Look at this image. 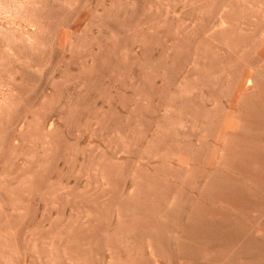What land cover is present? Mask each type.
<instances>
[{
  "label": "rangeland",
  "instance_id": "rangeland-1",
  "mask_svg": "<svg viewBox=\"0 0 264 264\" xmlns=\"http://www.w3.org/2000/svg\"><path fill=\"white\" fill-rule=\"evenodd\" d=\"M260 69L264 0H0V264H204L176 239L200 206L246 217L203 187L259 190L232 163L264 148Z\"/></svg>",
  "mask_w": 264,
  "mask_h": 264
},
{
  "label": "bare ground",
  "instance_id": "bare-ground-1",
  "mask_svg": "<svg viewBox=\"0 0 264 264\" xmlns=\"http://www.w3.org/2000/svg\"><path fill=\"white\" fill-rule=\"evenodd\" d=\"M263 70L256 71L253 76L258 83L257 86L259 85L261 92L264 93ZM249 96H243L238 100V106L240 105L244 113L240 125L245 135H249L255 140L264 141V100H253ZM242 154L244 160L233 162L232 165L236 172L249 178L259 190L218 172V170L208 173L207 183L204 184L205 188L203 187V190L212 196L225 198L230 205L239 209L246 217L242 218L227 212H215L205 206L194 209L191 212V220L187 225L181 227V235L179 234L180 236L176 239L177 252L180 256L196 260L205 249L212 247L204 264L226 262L231 264H264V234H255L256 230L254 231L253 227H249L244 221H251L264 231V197L262 195V192H264V174L262 175L260 172L253 170L254 168L251 166V163L255 161L264 168V148L244 150ZM252 211L259 214L258 217L254 216L256 218L254 220L249 217ZM156 242L158 243V241ZM168 243V240L164 238L159 244H161L160 247L166 245L167 249ZM166 249L164 250L165 253ZM237 258H241V260L238 261Z\"/></svg>",
  "mask_w": 264,
  "mask_h": 264
}]
</instances>
